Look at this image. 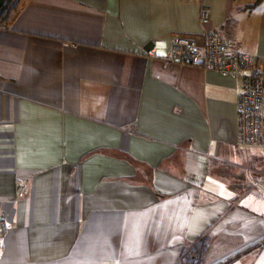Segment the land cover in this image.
Here are the masks:
<instances>
[{
  "label": "crops",
  "instance_id": "obj_1",
  "mask_svg": "<svg viewBox=\"0 0 264 264\" xmlns=\"http://www.w3.org/2000/svg\"><path fill=\"white\" fill-rule=\"evenodd\" d=\"M213 27L264 60V0L17 1L0 26V264H264L239 82L150 55Z\"/></svg>",
  "mask_w": 264,
  "mask_h": 264
},
{
  "label": "built area",
  "instance_id": "obj_2",
  "mask_svg": "<svg viewBox=\"0 0 264 264\" xmlns=\"http://www.w3.org/2000/svg\"><path fill=\"white\" fill-rule=\"evenodd\" d=\"M201 23L209 21L207 9L199 13ZM166 64L179 63L212 70L239 82L237 107V144L258 149L264 164V60L258 61L250 53L238 50L224 39L219 28L204 33L201 44L193 39L175 35L170 37L164 54L156 56ZM6 219L0 214V235Z\"/></svg>",
  "mask_w": 264,
  "mask_h": 264
},
{
  "label": "rangeland",
  "instance_id": "obj_3",
  "mask_svg": "<svg viewBox=\"0 0 264 264\" xmlns=\"http://www.w3.org/2000/svg\"><path fill=\"white\" fill-rule=\"evenodd\" d=\"M246 153H247V157H248V159L249 160H251V162H252V164H253V166H254V168H259V172H261V176H264V164H263V158H262V155L260 154V151L258 150V149H255V148H252V149H248V150H246ZM246 156V155H245ZM244 173H245V176L248 178L249 176H250V173H249V171L247 170V169H245V171H244ZM252 182L253 181H249V184H250V186L252 185ZM258 189H261V186L259 185V187H257ZM256 191V190H255ZM252 197H247V198H245L244 199V203L246 204V205H251L250 203H249V200L251 199ZM199 254V253H198ZM229 258H231V257H228V259H225L224 261H222V262H219L220 264H232V260H230ZM232 259V258H231ZM195 261L197 260V259H194Z\"/></svg>",
  "mask_w": 264,
  "mask_h": 264
},
{
  "label": "trees",
  "instance_id": "obj_4",
  "mask_svg": "<svg viewBox=\"0 0 264 264\" xmlns=\"http://www.w3.org/2000/svg\"><path fill=\"white\" fill-rule=\"evenodd\" d=\"M17 1L18 0H8L2 4V6L0 7V26L6 27L11 22L14 14L17 11ZM258 246L259 244L254 246L253 248H256Z\"/></svg>",
  "mask_w": 264,
  "mask_h": 264
},
{
  "label": "water",
  "instance_id": "obj_5",
  "mask_svg": "<svg viewBox=\"0 0 264 264\" xmlns=\"http://www.w3.org/2000/svg\"><path fill=\"white\" fill-rule=\"evenodd\" d=\"M6 1H8V0H0V7H1L2 4H3L4 2H6Z\"/></svg>",
  "mask_w": 264,
  "mask_h": 264
}]
</instances>
